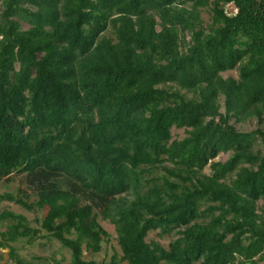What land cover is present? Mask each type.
I'll list each match as a JSON object with an SVG mask.
<instances>
[{
	"label": "trees",
	"instance_id": "obj_1",
	"mask_svg": "<svg viewBox=\"0 0 264 264\" xmlns=\"http://www.w3.org/2000/svg\"><path fill=\"white\" fill-rule=\"evenodd\" d=\"M263 125L264 0H0L6 264H264Z\"/></svg>",
	"mask_w": 264,
	"mask_h": 264
},
{
	"label": "rangeland",
	"instance_id": "obj_2",
	"mask_svg": "<svg viewBox=\"0 0 264 264\" xmlns=\"http://www.w3.org/2000/svg\"><path fill=\"white\" fill-rule=\"evenodd\" d=\"M230 11L232 10L230 9ZM233 12L234 11H232V13ZM209 18H210L209 13L207 11H204L202 14V19L204 20V22L208 23ZM230 75L235 76L236 73H226L224 74V77H228ZM232 124H234L235 127L241 132H252L258 128L256 120H252L250 122L241 123V124H236L232 122ZM262 129H264V125L262 126ZM172 135H173V139H178V140H182L186 137V134L182 129L181 130L173 129ZM228 158L229 155H221L218 158V161L226 162ZM204 173L205 174L210 173L209 169H206ZM19 186H20V179L18 178L11 184L2 183L0 184V193H4V192L14 193L16 192ZM0 209L2 211L7 210L14 212L16 214H22L26 216L33 227H36V220L43 218L46 214V211L43 212L37 211L35 213H29L23 210L21 207L16 206L12 203H4L0 207ZM100 224L104 228V230L109 234V238L103 242L102 251L99 254L92 256L90 253H85L84 256L86 260L93 259L97 262L105 261L106 263H109L111 258L115 254H117L120 257L121 251L117 244V237L114 227L110 225L108 222L102 221L101 219H100ZM5 230H6L5 225L0 226V235L1 233L5 232ZM151 238H154L164 247H167L169 243V238L160 239L157 238L156 235L154 234L151 235ZM15 247L18 248L19 255L23 259L28 261L33 260L34 257H43L47 259L55 258L57 261H61L62 258H65L66 261H64L63 264H67L70 261L69 251L63 249L60 246V244L56 241H47L46 239H40L33 246H29L25 242H21L15 245ZM0 256L2 257V259L0 260V264H6L8 262V250L0 251Z\"/></svg>",
	"mask_w": 264,
	"mask_h": 264
}]
</instances>
